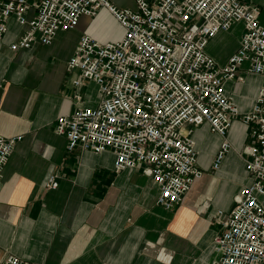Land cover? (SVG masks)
<instances>
[{
	"label": "built area",
	"instance_id": "1",
	"mask_svg": "<svg viewBox=\"0 0 264 264\" xmlns=\"http://www.w3.org/2000/svg\"><path fill=\"white\" fill-rule=\"evenodd\" d=\"M120 8L110 0H0V40L15 18L24 28L12 51L37 42L51 45L61 31L78 28L83 16L107 9L123 30L122 37L100 41L84 34L67 69L78 71V88L98 86L96 107H81L58 118L55 130L67 148L95 154L111 152L117 172L142 166L160 187L157 204L179 206L204 172L194 128L208 124L222 138L213 163L218 170L233 150L228 135L239 120L251 142L238 152L252 182L235 198L230 212L216 214L214 264H264V87L242 114L227 94L229 81L248 74L264 78V23L261 10L247 0H134ZM242 24L239 47L224 65L207 51L212 39ZM75 98L82 101V96ZM186 131V133H184ZM22 136L0 134V177ZM47 186H59L51 176ZM0 264H31L9 256Z\"/></svg>",
	"mask_w": 264,
	"mask_h": 264
},
{
	"label": "crops",
	"instance_id": "2",
	"mask_svg": "<svg viewBox=\"0 0 264 264\" xmlns=\"http://www.w3.org/2000/svg\"><path fill=\"white\" fill-rule=\"evenodd\" d=\"M110 1L127 8L124 0ZM247 2L260 8L264 23V0ZM240 27L243 31L238 24L211 40L207 51L220 64L236 52L242 35L228 50L215 45ZM23 31L11 18L0 40V134L22 136L0 177V263L16 256L31 264H214L216 214L230 212L252 182L238 154L251 142L242 123L234 122L228 135L234 148L216 171L222 138L208 124L194 128L204 175L179 206L166 209L157 204L159 185L142 166L117 172L114 154L69 151L66 137L55 130L58 118L98 105V86L76 87L79 72H69L67 64L84 34L103 42L122 37L116 19L103 8L97 17L83 16L77 29L59 32L51 45L37 42L12 51ZM246 68L244 82L226 84L242 114L264 87V78ZM51 176H57L56 189L47 186Z\"/></svg>",
	"mask_w": 264,
	"mask_h": 264
},
{
	"label": "rangeland",
	"instance_id": "3",
	"mask_svg": "<svg viewBox=\"0 0 264 264\" xmlns=\"http://www.w3.org/2000/svg\"><path fill=\"white\" fill-rule=\"evenodd\" d=\"M123 5H124V7H127V8H134V0H124L123 1ZM240 35H242L241 27L238 30L236 29V31H234V33L231 34L230 37L228 39H226L224 43H217L215 45V48L218 49L219 51L220 50L221 51L228 50L229 48H232V46L236 45L237 38ZM118 37H120V36H118ZM118 37H115V38L111 37V39L115 40V39H118ZM90 93H91L92 96L96 97V91L95 90H90Z\"/></svg>",
	"mask_w": 264,
	"mask_h": 264
}]
</instances>
